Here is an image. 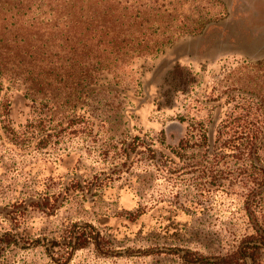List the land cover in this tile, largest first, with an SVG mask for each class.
Returning <instances> with one entry per match:
<instances>
[{"label": "rangeland", "instance_id": "obj_1", "mask_svg": "<svg viewBox=\"0 0 264 264\" xmlns=\"http://www.w3.org/2000/svg\"><path fill=\"white\" fill-rule=\"evenodd\" d=\"M219 1L215 27L135 59L74 117L0 75L10 105L0 113V234L26 240L6 249L5 264H60L23 246L63 242L73 224L99 230L111 254L89 245L67 264H183L185 252L223 254L247 232L243 203L256 191L239 177L245 141L225 126L264 122V0ZM6 120L22 138L8 136ZM256 146L264 161V131Z\"/></svg>", "mask_w": 264, "mask_h": 264}, {"label": "trees", "instance_id": "obj_2", "mask_svg": "<svg viewBox=\"0 0 264 264\" xmlns=\"http://www.w3.org/2000/svg\"><path fill=\"white\" fill-rule=\"evenodd\" d=\"M223 16L219 0H0V75L21 79L26 99L46 107L65 106L69 117H74L80 101L98 94L102 84L119 85L135 59L154 58L178 39L201 34ZM2 88L0 80V93ZM9 106L0 103L3 116H10ZM76 119L68 123L72 126ZM6 122L8 136L22 138ZM225 127L232 129L230 136L236 132L245 141L242 161L244 166L249 163L239 177L256 191L243 203L247 232L235 236L231 249L223 254L185 252L180 256L183 264H264V161L259 146L254 148L264 122L239 118ZM129 215L133 220L140 216ZM44 240L37 238L23 247L42 246L47 257L60 264L89 245L102 256L111 254L100 231L89 224L71 225L63 242ZM21 241L10 232L0 234V264H5L6 249ZM55 247L64 252L58 258L53 255Z\"/></svg>", "mask_w": 264, "mask_h": 264}, {"label": "water", "instance_id": "obj_3", "mask_svg": "<svg viewBox=\"0 0 264 264\" xmlns=\"http://www.w3.org/2000/svg\"><path fill=\"white\" fill-rule=\"evenodd\" d=\"M210 27H215V25H213V24L212 25H208L205 30L209 29ZM210 145L212 146V143L211 142H210Z\"/></svg>", "mask_w": 264, "mask_h": 264}]
</instances>
